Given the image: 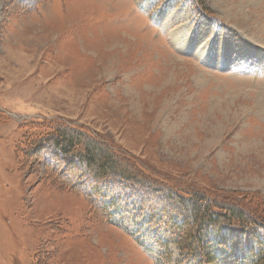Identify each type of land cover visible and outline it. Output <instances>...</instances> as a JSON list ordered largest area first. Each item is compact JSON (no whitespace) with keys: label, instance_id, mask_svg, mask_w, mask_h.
<instances>
[{"label":"rangeland","instance_id":"1","mask_svg":"<svg viewBox=\"0 0 264 264\" xmlns=\"http://www.w3.org/2000/svg\"><path fill=\"white\" fill-rule=\"evenodd\" d=\"M198 1L0 0V264H201L164 220L195 195L253 225L203 264H264V0ZM58 128L116 177L53 156Z\"/></svg>","mask_w":264,"mask_h":264},{"label":"trees","instance_id":"2","mask_svg":"<svg viewBox=\"0 0 264 264\" xmlns=\"http://www.w3.org/2000/svg\"><path fill=\"white\" fill-rule=\"evenodd\" d=\"M180 1L183 0H176L175 3L178 4L180 3ZM184 1H187V4H189V6L194 8V10L196 11V15L198 16L203 15L205 17H208V15L211 16V14H209V12L204 8V6L201 4L200 1L198 0L195 1L184 0ZM56 134H58V136L53 140L54 149L50 150L51 151L50 153L53 156L55 157L61 156L62 158L66 159L68 157V154L70 155L71 153L79 154V157L76 158L77 160L79 159L78 161L86 164L90 163L91 165H95L97 170L95 171L97 172L95 178L96 180H98V183L100 181H103L104 178H107L109 174L111 176L116 177L117 166L110 158V156H108L106 152V146L104 144L100 143L99 144L100 147H99V146H95L91 142H86L87 139L86 138L84 139L83 132L76 129L61 130L60 128H58L56 130ZM45 143H46L45 145H50V142L45 141ZM83 144H86V148L84 147ZM83 148H85V153H82L80 151V149L82 150ZM102 153L105 154V156H102ZM117 180L118 182H120L119 179ZM127 181H131V180L128 179ZM126 183L127 182L122 181L121 184L125 185ZM144 195H148L149 197L146 196L142 201V210L144 212L149 213L150 222L154 223L153 221L157 219V216H155L154 214L157 215L160 212L156 208H153L154 206L151 204L152 202L151 195H155V193L146 192L145 194L144 192ZM177 198H178V202L176 204L179 206V208L182 207L181 209L183 211L178 210L179 212H168L169 213L167 215L168 218L164 219L166 221L165 227L168 229V232L177 239V247L180 250L181 254L188 257H194L201 264H203V259L205 257L204 254H202V249L205 247L204 240H205V236L207 235L206 233L209 229H216L218 231L220 230L222 225H227L229 227L241 228L243 231H245L246 229H249L250 226H253L250 225L252 223H249V225L246 223L245 226L244 224H240L242 221L245 222V219L241 216V214L238 215V211L232 209L231 210L232 212L229 213L227 209L225 208L223 209L222 207H220L222 205L215 206L217 204H213L212 202H208L207 200L204 199L202 200L201 199L202 196L195 195V197L193 198H195L197 202H194L195 204H193L190 208H188L189 206L187 205L188 203L190 204L192 202L191 200H186V198L182 196H178ZM168 203L172 205V200L170 199ZM202 203H205L207 207L204 206L205 204L203 205ZM148 205L149 207H146ZM213 207L221 209L222 211L217 210V212H214L215 210H213ZM187 209H190L192 213L188 212ZM191 214H193V219L195 220V223L198 225L195 231L189 228L191 227L189 224V220L191 219L190 217ZM172 215H177L179 218H182L183 223L181 225L173 224ZM160 221H163V217L162 220L159 219V222ZM259 259L260 261L262 260L261 263L264 261V247L262 249V254Z\"/></svg>","mask_w":264,"mask_h":264},{"label":"bare ground","instance_id":"3","mask_svg":"<svg viewBox=\"0 0 264 264\" xmlns=\"http://www.w3.org/2000/svg\"><path fill=\"white\" fill-rule=\"evenodd\" d=\"M185 49V48H184Z\"/></svg>","mask_w":264,"mask_h":264}]
</instances>
